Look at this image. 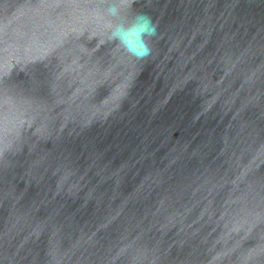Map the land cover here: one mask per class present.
<instances>
[{
  "label": "water",
  "instance_id": "95a60500",
  "mask_svg": "<svg viewBox=\"0 0 264 264\" xmlns=\"http://www.w3.org/2000/svg\"><path fill=\"white\" fill-rule=\"evenodd\" d=\"M0 264H264V0H0Z\"/></svg>",
  "mask_w": 264,
  "mask_h": 264
},
{
  "label": "clouds",
  "instance_id": "9594fccd",
  "mask_svg": "<svg viewBox=\"0 0 264 264\" xmlns=\"http://www.w3.org/2000/svg\"><path fill=\"white\" fill-rule=\"evenodd\" d=\"M105 15L111 18L109 40L136 60H144L152 55L151 41L157 35L158 24L151 15L145 12L126 15L116 3L105 9Z\"/></svg>",
  "mask_w": 264,
  "mask_h": 264
}]
</instances>
